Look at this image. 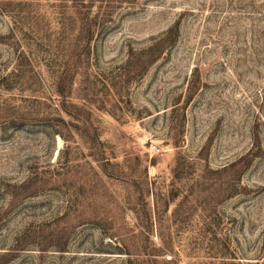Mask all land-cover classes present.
Masks as SVG:
<instances>
[{
    "label": "rangeland",
    "instance_id": "obj_1",
    "mask_svg": "<svg viewBox=\"0 0 264 264\" xmlns=\"http://www.w3.org/2000/svg\"><path fill=\"white\" fill-rule=\"evenodd\" d=\"M0 264H264V0H0Z\"/></svg>",
    "mask_w": 264,
    "mask_h": 264
},
{
    "label": "trees",
    "instance_id": "obj_2",
    "mask_svg": "<svg viewBox=\"0 0 264 264\" xmlns=\"http://www.w3.org/2000/svg\"><path fill=\"white\" fill-rule=\"evenodd\" d=\"M60 95H61L62 97H65L64 92H60ZM63 100H66V99H63Z\"/></svg>",
    "mask_w": 264,
    "mask_h": 264
}]
</instances>
